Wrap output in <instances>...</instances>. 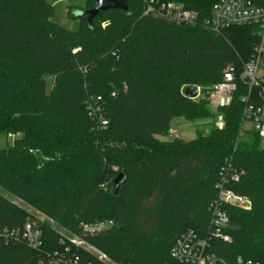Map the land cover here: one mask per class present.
Returning a JSON list of instances; mask_svg holds the SVG:
<instances>
[{
    "label": "trees",
    "instance_id": "obj_1",
    "mask_svg": "<svg viewBox=\"0 0 264 264\" xmlns=\"http://www.w3.org/2000/svg\"><path fill=\"white\" fill-rule=\"evenodd\" d=\"M141 1L126 0L127 14L99 13L90 27L85 14L72 17L80 28L70 32L51 21L46 0H0V135L14 138L0 149V227L27 219L15 201L55 227L44 229L36 252L0 243V264H39L59 249L61 230L97 222L112 226L87 242L113 262L174 264L169 250L181 234L205 236L228 164L243 173L229 188L251 206L226 207L231 241L212 240L210 252L264 264V147L255 133L240 135L241 93L220 109L222 130L211 122L188 142L157 138L175 119L210 117L205 100L196 105L183 91L207 96L225 66L249 59L255 29L210 31L203 23L216 0H160L195 12L188 28L143 16ZM90 105L105 129L95 128ZM112 166L126 177L116 195Z\"/></svg>",
    "mask_w": 264,
    "mask_h": 264
},
{
    "label": "built area",
    "instance_id": "obj_2",
    "mask_svg": "<svg viewBox=\"0 0 264 264\" xmlns=\"http://www.w3.org/2000/svg\"><path fill=\"white\" fill-rule=\"evenodd\" d=\"M143 16L158 18L180 28L193 27L198 22L195 12L185 10L177 3H164L160 0H144ZM203 25L216 34L233 27L255 29L257 42L249 59L239 66H225L221 71L220 81L208 89L207 101L212 110L213 126L222 130L224 120L220 109L229 107L234 95L241 93L240 135L250 131L260 141L264 140V2L216 0L211 7L209 19ZM197 90L199 96L201 89ZM89 111L95 128L105 129L107 121L101 116L99 109L90 105ZM172 134L176 135L175 132ZM242 174L230 164L221 170L215 184L216 196L208 207L206 234L200 237L191 230L181 234L169 250L174 264H262L241 257L228 263L210 252L212 240L218 239L224 243L231 241L226 233L229 226L226 207L248 210L251 206L248 199L229 188L231 184L239 181ZM27 215L25 222L19 226L0 227V243L20 245L35 252L42 248L44 229H54V223L45 216L41 218L34 214ZM111 226V222L79 223L75 233L61 230L59 249L48 254L46 260L39 264H118L87 242L88 237L105 232Z\"/></svg>",
    "mask_w": 264,
    "mask_h": 264
},
{
    "label": "rangeland",
    "instance_id": "obj_3",
    "mask_svg": "<svg viewBox=\"0 0 264 264\" xmlns=\"http://www.w3.org/2000/svg\"><path fill=\"white\" fill-rule=\"evenodd\" d=\"M46 2L52 6L53 14L51 21L56 23L58 26L68 30L70 32H77L80 28V21L78 19H74L79 15V13L86 11L88 1L87 0H46ZM142 3L144 0L141 1ZM94 4L89 1L88 9H92ZM102 20V16L100 15L98 18L94 20V24L98 23ZM104 25V23H103ZM82 27H85L84 22H82ZM51 85V81L47 80V88L49 89ZM200 89V87H196ZM185 91V90H184ZM183 91V93H184ZM194 104L201 105L200 101L205 100V107L207 108L210 117L206 119H198L195 121L187 120L186 117L175 119L171 122L170 128L164 137H157L161 141H169V140H179L182 142H188L195 138L196 132H201L203 134H207L208 128L211 125L213 119L211 118L212 110L210 109L209 102L207 101V96L203 92H200L199 96H196L194 99H190ZM199 113H194L193 115L198 116ZM248 128V126H246ZM175 132L176 135L172 133ZM14 138L11 136H7L5 134L0 135V149H5L7 146L12 145ZM260 148L264 147V140L260 141ZM39 158V156H37ZM112 173L115 177L121 171L118 167L112 166ZM112 178L111 180H113ZM113 188H110L112 191ZM18 208L24 211L26 214H34L37 217L43 218L44 215L39 212L37 209L32 206L23 204L21 202L15 201Z\"/></svg>",
    "mask_w": 264,
    "mask_h": 264
},
{
    "label": "water",
    "instance_id": "obj_4",
    "mask_svg": "<svg viewBox=\"0 0 264 264\" xmlns=\"http://www.w3.org/2000/svg\"><path fill=\"white\" fill-rule=\"evenodd\" d=\"M96 6L92 9L86 10L85 12L79 13V15L85 14L87 16V24L90 27L92 20L101 12L106 10H118L123 13H128V8L125 4L126 0H92ZM78 16V15H77ZM198 94V90L196 87L187 88L184 91V95H186L190 99H194ZM126 177L123 171H120L118 175L113 180V188L114 194L116 195L120 186L125 182Z\"/></svg>",
    "mask_w": 264,
    "mask_h": 264
}]
</instances>
